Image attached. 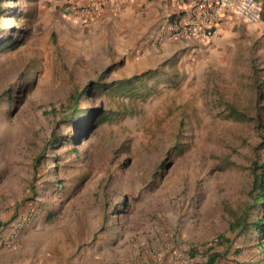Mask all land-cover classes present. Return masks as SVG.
Wrapping results in <instances>:
<instances>
[{"label":"rangeland","instance_id":"374dc122","mask_svg":"<svg viewBox=\"0 0 264 264\" xmlns=\"http://www.w3.org/2000/svg\"><path fill=\"white\" fill-rule=\"evenodd\" d=\"M63 1L0 0V264H264L256 29L135 55Z\"/></svg>","mask_w":264,"mask_h":264},{"label":"crops","instance_id":"0c3cea01","mask_svg":"<svg viewBox=\"0 0 264 264\" xmlns=\"http://www.w3.org/2000/svg\"><path fill=\"white\" fill-rule=\"evenodd\" d=\"M123 6V10L119 12L108 7L101 14L93 17L92 22L108 30L110 37L117 42L121 51L131 50L135 55L143 51L147 52L148 50L145 49L151 42L152 45L154 43L156 45L179 16L178 8L172 0H124ZM240 25L255 28L264 40V0L262 18L259 22L247 23L235 15L223 18L218 25V34L206 42L216 38L222 39L226 35H235ZM167 44L165 42L164 46Z\"/></svg>","mask_w":264,"mask_h":264},{"label":"built area","instance_id":"2783aa9c","mask_svg":"<svg viewBox=\"0 0 264 264\" xmlns=\"http://www.w3.org/2000/svg\"><path fill=\"white\" fill-rule=\"evenodd\" d=\"M124 0H64V12L78 22L79 18L92 19L108 7L122 11ZM263 0H172L179 16L173 26L158 40L178 42H206L218 34L223 18L235 15L247 23H257L262 18ZM79 17V18H78Z\"/></svg>","mask_w":264,"mask_h":264},{"label":"trees","instance_id":"16d2710c","mask_svg":"<svg viewBox=\"0 0 264 264\" xmlns=\"http://www.w3.org/2000/svg\"><path fill=\"white\" fill-rule=\"evenodd\" d=\"M79 98L80 94L75 93L72 95V104H71V111L73 114H79L81 110L79 109ZM256 187L259 189L257 195H256V203H254L255 206L257 205H264V173L259 175L256 182ZM260 235L264 234V215L259 218L257 221H255L252 225ZM221 254L218 252H212L208 255V258L200 262L198 264H216L218 259L220 258Z\"/></svg>","mask_w":264,"mask_h":264}]
</instances>
